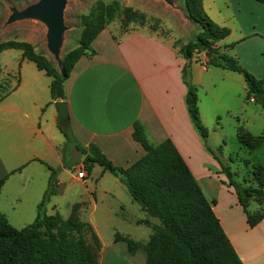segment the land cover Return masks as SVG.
I'll return each mask as SVG.
<instances>
[{"label": "crops", "instance_id": "1", "mask_svg": "<svg viewBox=\"0 0 264 264\" xmlns=\"http://www.w3.org/2000/svg\"><path fill=\"white\" fill-rule=\"evenodd\" d=\"M228 1L226 9L231 14H223L221 24L228 25L233 19L242 36L230 43L220 44V41L217 46L255 78L264 80V5L254 0ZM204 2L202 0L203 9ZM111 27L107 26L92 43L95 55L82 57L65 82L64 101L68 104V127L73 136L83 147L97 145L120 168L129 167L144 155L143 148L132 137L136 120L145 127L151 143L171 140L206 200L214 203L213 212L241 262L264 264V218L255 227L248 225L237 194L228 185L222 170V167L227 168L236 183L249 185L252 181L248 183L246 178L252 180L253 166L264 167V139L253 151L241 146L242 157L236 156L241 166L230 159L225 143L216 150L208 147L221 156L222 160L217 162L207 147L200 144L201 137L188 113L182 57L177 59L170 45L175 57L170 65L162 61L158 49V39L166 41L164 38L141 29L111 32ZM17 65L16 80L0 99V179L9 175L0 191V215L16 229L31 224L49 186V167L55 171L56 191L45 203L46 214L59 213L66 219L78 205L79 218L83 213L88 214L85 222L91 225L100 241L99 264H117L118 259L125 264H145L142 250L130 256L124 243L114 242V234L144 243L151 229L136 222L148 217L117 178L114 177L109 186H100L99 178L106 179L109 174L101 167L96 183L86 184L92 173L87 175L85 183L77 180L76 172L69 166L70 158L74 153L78 156L74 160L75 167L82 163L83 156L66 144L59 130L55 102L50 99V78L22 57ZM190 67L193 85H198L209 100L203 106L198 93L201 122L203 126H211L214 139L223 137L215 128L218 113L212 105L218 104L220 93L227 92H234L238 99V107L233 111L240 116L235 121V130L241 128L253 137L264 136V110L252 99L245 100L247 89L241 74L207 69L195 63ZM208 139L209 134L206 142ZM68 155L69 160H66ZM75 184L83 188L82 193L70 190L68 186ZM70 191L77 197H67L65 204L60 203V198ZM97 211L111 217L113 240L108 249L102 242L101 224L93 218ZM261 211H264V203H249L250 215ZM148 219L153 225L158 224L156 219ZM139 233L145 234L146 239H139L136 236Z\"/></svg>", "mask_w": 264, "mask_h": 264}, {"label": "trees", "instance_id": "2", "mask_svg": "<svg viewBox=\"0 0 264 264\" xmlns=\"http://www.w3.org/2000/svg\"><path fill=\"white\" fill-rule=\"evenodd\" d=\"M182 1L188 20L199 27L198 34L179 48L185 61L182 80L187 89L186 105L194 127L206 141L208 131L200 119L198 92L191 82V64L241 74L247 89L245 100L252 99L263 110L264 80L255 78L234 57L217 46L218 42L228 37L230 30L219 26L207 16L202 0ZM254 1L264 5V0ZM118 18H122L124 22L125 28L122 32L129 30L127 27L130 23L138 21L140 26L145 24L143 15L131 8H123L118 2L96 1L87 14L80 16L81 31L77 45L62 56L58 68L45 55L36 52L30 43L24 41L0 43V55L6 50L20 51L22 59L33 63L50 78L51 102L64 101L65 82L74 66L82 57L95 55L92 43ZM200 54H203L202 60L195 58V55ZM59 130L66 144L75 147L83 156L82 165L87 175L91 173L94 165H98L126 187L131 198L148 218L158 221L156 225L150 223L148 218L136 222L151 229V234L144 243L119 233L114 234V242L124 243L130 256L142 250L145 264H243L213 212L214 203L206 200L171 140L166 139L159 144L151 143L146 136L145 127L136 120L133 123L132 137L143 148L144 155L129 167L120 168L97 145H80L69 127ZM236 138L242 147L253 151L259 147L264 136L253 137L238 128ZM207 149L214 155L208 147ZM48 169L51 171L49 186L31 224L16 229L0 215V264H99L100 241L91 225L79 218L78 205L73 207L72 213L66 219L59 213L46 214L45 203L56 191L55 171L49 167ZM222 170L228 179V185L237 194L248 225L255 227L264 218V211L250 215L247 208L251 201L264 203V167L254 165L252 182L245 186L236 183L227 168L222 167ZM8 176L0 179V191Z\"/></svg>", "mask_w": 264, "mask_h": 264}, {"label": "rangeland", "instance_id": "3", "mask_svg": "<svg viewBox=\"0 0 264 264\" xmlns=\"http://www.w3.org/2000/svg\"><path fill=\"white\" fill-rule=\"evenodd\" d=\"M38 1L39 0H0V43L6 41H24L30 43L34 47L35 51L45 55L55 68H58V63L62 56L69 50L76 47L81 31L80 16L87 14L91 6L96 1H103L104 3L118 2L123 8H131L132 11L143 15L145 22L143 26H140L137 21L135 23L128 24L129 26L127 29H141V31L148 32L158 38H164L167 42L163 39H158V49L161 52L162 61L166 60V62L170 65L174 63L175 57L177 59L180 58L181 55L179 53V48L191 41L199 32L198 25L188 20L184 2L182 0H170L171 4H167L163 0H67L63 13L64 26L66 30L63 33L59 60H56L47 49V28L44 23L38 20H22L9 23V18L13 10H22L29 5L37 3ZM228 2V0H205L204 2V11L207 16H209L210 19L219 26L226 27L230 30L228 37H226L224 41H221L220 44L233 42L242 36L239 26L233 19L228 22V25L221 24L222 15L226 14L230 16L231 14L230 11L226 9V4H228ZM110 25L112 26L111 32H117L125 28L122 18L116 19ZM170 45L173 48L172 50L175 53V57L170 51ZM195 58L202 60L203 54L195 55ZM20 59L21 52L18 50H6L1 53L0 66L2 70L0 74V99L8 92L10 84L12 85L16 80L15 73L18 67L17 63ZM215 72L221 73L223 71L215 70ZM6 73H9V75L7 76ZM190 74L192 82L191 69ZM196 82L198 84L201 82L200 77L197 78ZM196 88L200 95L202 105L206 106L209 103V100L204 96L198 85ZM222 104H224V106ZM237 107L238 99L236 98L234 92H227L224 94L220 93L218 104H213L212 108L218 113V119L216 121L218 124L215 128L217 129L218 134H221L223 138L219 139V137H216L214 139L211 135V126H204L208 131L209 139L206 142L201 138L200 144L204 147H212L216 150L217 147L225 143L227 146L226 151L230 155V159L232 161H237L239 166H241V163H239V160L236 158V156L242 157L241 145L238 144L235 130V121H237V117L240 116L233 112L237 109ZM227 110H231L233 113H228L226 112ZM68 146L70 147L71 145ZM74 154L71 155L69 166L73 172H76L77 168L82 166V163L74 167V160L78 159V156ZM78 155L81 154L78 152ZM213 157L217 162L222 160L220 159L221 156L217 155L215 151ZM66 160H69V155L66 157ZM100 171L101 168L98 165H94L91 171L92 178H88L86 184L90 185L96 183V179L100 177ZM99 179L100 186H109V182L114 179V176L106 174V179ZM246 181L252 180L250 177H247ZM253 183L255 184V182ZM68 187L70 190L77 191V194L82 193L81 191L83 190V188H80L78 184ZM76 193L74 194L70 191L68 195L64 194L63 197H61L62 199L60 198V203L65 204L67 202V197H71L72 199L76 198ZM97 195H101L100 189L97 190ZM87 216L88 214L83 213L80 219L85 222L87 220ZM93 218L101 224L100 234L102 242L106 245V249H108V246L113 240V233L110 228V222H112L111 217H109L105 212L97 211L93 215ZM136 236L139 237V239H146V236L143 233H139ZM117 264L125 263H122L120 259H118Z\"/></svg>", "mask_w": 264, "mask_h": 264}, {"label": "water", "instance_id": "4", "mask_svg": "<svg viewBox=\"0 0 264 264\" xmlns=\"http://www.w3.org/2000/svg\"><path fill=\"white\" fill-rule=\"evenodd\" d=\"M171 4L170 0H163ZM67 0H39L37 3L29 5L22 10H13L9 18V23L22 20H38L45 24L47 28L46 40L49 53L59 60L62 46L64 26L63 13ZM57 115V123L60 129L69 126V110L66 101L54 103Z\"/></svg>", "mask_w": 264, "mask_h": 264}, {"label": "built area", "instance_id": "5", "mask_svg": "<svg viewBox=\"0 0 264 264\" xmlns=\"http://www.w3.org/2000/svg\"><path fill=\"white\" fill-rule=\"evenodd\" d=\"M75 175H76L77 180L85 183L87 174H86V170L83 165L77 168Z\"/></svg>", "mask_w": 264, "mask_h": 264}]
</instances>
